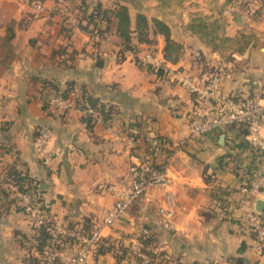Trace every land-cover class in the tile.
<instances>
[{
  "label": "crops",
  "instance_id": "obj_1",
  "mask_svg": "<svg viewBox=\"0 0 264 264\" xmlns=\"http://www.w3.org/2000/svg\"><path fill=\"white\" fill-rule=\"evenodd\" d=\"M175 1L42 0L43 9L36 11L26 0H0V174L11 167L26 174L40 204L39 213L31 217L0 184V264H32L33 257L41 258L36 249L41 222L70 228L86 221L93 227L101 224L113 202L110 188L130 181L132 152L124 138L131 135L140 143L137 152L145 157L146 144L155 143L158 136L171 143L168 182L133 201L123 215L101 228L103 236L146 224L160 234L166 256L188 264H264L245 218L250 209L264 214V195L241 191L261 169L263 159L245 127L228 125L190 137V94L163 68H143L135 61L136 50L147 46L163 56V35H155L152 43L137 42L133 36V47L124 48L114 23L107 28L100 15L91 20L95 9L118 4L127 7L132 21L138 12L158 17L183 46L176 62L165 59L172 67L202 75L209 68L205 63L223 65L227 71L220 79L223 92L233 96L264 92L263 61L248 65L246 59V63L222 60L219 52L187 29L190 11L201 0ZM94 26L101 30L98 40L93 39ZM66 88L65 97L75 107L62 109L49 101ZM84 92L113 105L116 112L108 121L88 125L77 104ZM44 126L52 132L51 153L63 151L48 164L32 145ZM166 155L154 154L155 162L162 163ZM166 201L173 209V229L157 212ZM79 244L74 238L62 243L61 264H68ZM94 255L88 252L85 261L76 264L121 263L110 252Z\"/></svg>",
  "mask_w": 264,
  "mask_h": 264
},
{
  "label": "built area",
  "instance_id": "obj_2",
  "mask_svg": "<svg viewBox=\"0 0 264 264\" xmlns=\"http://www.w3.org/2000/svg\"><path fill=\"white\" fill-rule=\"evenodd\" d=\"M31 3L36 11L43 9L42 0H26ZM66 20L70 21L68 14ZM94 40L99 39L97 32L94 33ZM135 61L143 68L156 70L163 68L165 74L174 80L180 87L190 94L192 109L188 119L189 136L196 137L205 134L219 127L228 125L243 126L247 131L249 142L261 151L262 167L255 173L248 182L241 186V191L257 195H264V92H253L246 96H233L222 91L220 79L227 74L223 65L215 66L212 70L198 75L193 71L172 67L165 61L154 47L138 48L135 52ZM52 104L62 109L75 107V103L58 91L49 100ZM85 115H89L93 121L101 119L96 107L88 102L80 105ZM52 132L47 126L41 127L32 141V145L41 159L47 164L55 157L62 155V150L51 153L48 149V142ZM125 142L131 148V161L128 166L130 181L119 188H110L113 195L112 204L106 209L102 216L101 224L95 226L84 236L80 231L65 225L50 226L51 236L43 249L41 258L46 264H55L59 252L57 245L60 237L64 235L73 236L81 246L75 254L69 258L68 264H76L85 260L89 252V244L103 242L101 228L112 224L123 215L130 205L139 197L148 194L154 186H164L168 182L166 170L171 159L168 153L171 143L162 136H158L155 143L149 144L148 156H142L137 150H133L137 139L135 136H127ZM73 149V146L70 147ZM167 153L165 160L156 163L154 154L159 152ZM0 184L4 190L21 206L22 210L31 217H35L40 211V204L34 198L32 188L22 190L19 184L7 174H0ZM161 221L173 229V209L166 201L157 210ZM245 218L253 237V247L258 255L264 256V214L257 209L246 210ZM147 233V229H143ZM174 264H188L184 261H175ZM201 264V263H193Z\"/></svg>",
  "mask_w": 264,
  "mask_h": 264
},
{
  "label": "rangeland",
  "instance_id": "obj_3",
  "mask_svg": "<svg viewBox=\"0 0 264 264\" xmlns=\"http://www.w3.org/2000/svg\"><path fill=\"white\" fill-rule=\"evenodd\" d=\"M175 2L180 4L181 0ZM196 3L198 6L195 10L190 11L191 14L201 13L206 15L208 16V22L217 19L222 26L217 34V41H219L220 46L217 50H212L209 47L212 51L219 52L224 61L245 62L246 59L248 63L250 61L251 64H254V61L262 60L264 65V0H201ZM152 39L153 42L157 41L155 36ZM179 57H181V54ZM236 65L238 67L239 63ZM205 66L209 67L208 71L214 67L213 64L210 66L209 63H205ZM145 228L148 231L147 233L143 232ZM74 229L80 231L84 236L89 235L88 230L83 229L80 225ZM142 235L152 237L148 245L141 246L140 239ZM65 237L74 238L68 234L64 235L60 237L59 245H62L61 238L64 239ZM103 237V242L92 243L88 246L89 252L95 254L94 256L101 254L98 252L100 245V247L112 245L106 252H110L114 256L115 252L124 250V256L119 261L120 264H147L148 261H152L151 264H174L175 261H181L179 257L165 255L167 253L165 248H161L164 242L161 241L160 234L153 231V228L146 224L139 225L136 230L122 231L114 237ZM75 242L79 243L76 239ZM79 246L81 245L79 244ZM141 247L151 250L154 256L147 255ZM61 248L58 246L57 251L60 252Z\"/></svg>",
  "mask_w": 264,
  "mask_h": 264
},
{
  "label": "trees",
  "instance_id": "obj_4",
  "mask_svg": "<svg viewBox=\"0 0 264 264\" xmlns=\"http://www.w3.org/2000/svg\"><path fill=\"white\" fill-rule=\"evenodd\" d=\"M91 15V20H95L98 15H100L101 19H105L107 22V28L110 27V23H114L115 25V31L119 38L120 43L124 48H132V39L133 36L135 37L137 42H145V43H151L153 42V36L157 34H162L164 38V44H163V57L166 60H169L171 62H176L179 59L180 54H182V44L174 40L171 37L170 34V27L169 25L161 20L158 17L151 16L147 17L145 14L138 12L136 13L134 20L132 21L127 7L122 4H118L117 6L113 7L109 10H98ZM107 11H109V15L107 14ZM112 16V19L110 18ZM208 16L202 15L201 13H192L190 15L189 21L187 23V29L192 32L193 34H196L203 42L206 43L207 46L211 47L212 50H217L219 48V41L217 34L219 30L222 28V26L218 23L217 19H213L212 21H207ZM95 22V21H93ZM96 23V22H95ZM97 25V24H96ZM94 30L97 33H100L101 30L94 26ZM51 87L58 89L57 87H54V85L50 82H48ZM71 87V86H70ZM69 88V87H68ZM68 88L61 90V93L63 96L66 95ZM88 102L93 107H96L101 115L102 121H108L111 117V114L113 112H116V108L113 105H104L102 102H100L97 98L91 96L89 93H82L80 97L77 100V104L83 106V102ZM85 120L87 121V124L90 125L93 120L89 115L85 116ZM140 143L137 142L133 148V150H137L139 148ZM149 144H146V150L150 151ZM9 177L14 179L18 184L19 187L26 191L33 188V184L31 183V180L28 178V176L24 173H22L20 170H18L15 167H11L7 173ZM11 199L15 202V200L11 197ZM17 207L19 209H22L20 205L16 203ZM87 223V224H85ZM82 227L83 229L88 230V232L91 231L93 228V225L91 222L86 221ZM51 236L50 232V223H44L41 222L39 226V231L37 235V241H36V249L39 251V253L42 254L44 247L48 243V240ZM152 237L150 235H142L141 246L148 245ZM70 240H73L72 237H65L64 239L61 238V244L63 242H69ZM62 247V245L56 246L57 248ZM101 246V245H100ZM98 248L99 253H104L108 251L112 245H108L107 247H100ZM142 250L150 256H154V254L149 249H145L144 247H141ZM124 250L115 252V258L117 263L122 259L124 256L123 254ZM152 261H148L147 264H151ZM32 264H46L42 258L33 257L31 259ZM55 264L59 263V257H57V261Z\"/></svg>",
  "mask_w": 264,
  "mask_h": 264
},
{
  "label": "water",
  "instance_id": "obj_5",
  "mask_svg": "<svg viewBox=\"0 0 264 264\" xmlns=\"http://www.w3.org/2000/svg\"><path fill=\"white\" fill-rule=\"evenodd\" d=\"M260 208V207H259Z\"/></svg>",
  "mask_w": 264,
  "mask_h": 264
}]
</instances>
